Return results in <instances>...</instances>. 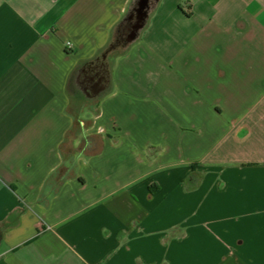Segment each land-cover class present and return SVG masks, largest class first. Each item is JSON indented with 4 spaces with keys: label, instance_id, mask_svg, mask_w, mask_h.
<instances>
[{
    "label": "crops",
    "instance_id": "obj_1",
    "mask_svg": "<svg viewBox=\"0 0 264 264\" xmlns=\"http://www.w3.org/2000/svg\"><path fill=\"white\" fill-rule=\"evenodd\" d=\"M133 1L0 0V264H264V0Z\"/></svg>",
    "mask_w": 264,
    "mask_h": 264
},
{
    "label": "trees",
    "instance_id": "obj_2",
    "mask_svg": "<svg viewBox=\"0 0 264 264\" xmlns=\"http://www.w3.org/2000/svg\"><path fill=\"white\" fill-rule=\"evenodd\" d=\"M158 0H152L150 4L153 6ZM138 0H134L132 5L130 6V9L127 13V15L123 18L122 21H120L114 30L112 38H110L108 45L105 49V52H108V54H112L114 52H119L120 50L124 49L127 46L126 43V32L128 28V23L130 22L129 15L132 12V10L136 7ZM109 56H107L106 59H108Z\"/></svg>",
    "mask_w": 264,
    "mask_h": 264
},
{
    "label": "flooded vegetation",
    "instance_id": "obj_3",
    "mask_svg": "<svg viewBox=\"0 0 264 264\" xmlns=\"http://www.w3.org/2000/svg\"><path fill=\"white\" fill-rule=\"evenodd\" d=\"M151 0L148 1V4L150 3ZM136 22H138V16L137 14L134 13L132 14L131 18H130V22L128 23V28H127V32H129L132 29L133 24L135 25ZM128 36V33H126V37ZM104 73L102 72L101 69H99L98 72H96L93 76L86 74L85 78H84V83L87 85V88L89 89V91L92 93L95 91V86L98 83H101L102 81H104Z\"/></svg>",
    "mask_w": 264,
    "mask_h": 264
},
{
    "label": "water",
    "instance_id": "obj_4",
    "mask_svg": "<svg viewBox=\"0 0 264 264\" xmlns=\"http://www.w3.org/2000/svg\"><path fill=\"white\" fill-rule=\"evenodd\" d=\"M149 0H138V3L136 5L135 13L138 16V22L132 26V29L126 38V42H130L132 38H135L137 32L142 28V22H144V19L146 17V6H148Z\"/></svg>",
    "mask_w": 264,
    "mask_h": 264
},
{
    "label": "rangeland",
    "instance_id": "obj_5",
    "mask_svg": "<svg viewBox=\"0 0 264 264\" xmlns=\"http://www.w3.org/2000/svg\"><path fill=\"white\" fill-rule=\"evenodd\" d=\"M111 58V57H110ZM108 60H110V59H108ZM74 88V87H73ZM81 99H83V95L82 94H78L75 98H74V101H73V105L74 106H77L79 103H80V101H81ZM66 146H67V144H66Z\"/></svg>",
    "mask_w": 264,
    "mask_h": 264
},
{
    "label": "built area",
    "instance_id": "obj_6",
    "mask_svg": "<svg viewBox=\"0 0 264 264\" xmlns=\"http://www.w3.org/2000/svg\"><path fill=\"white\" fill-rule=\"evenodd\" d=\"M66 46H67L68 49L72 48V45L70 43H68V42L66 43Z\"/></svg>",
    "mask_w": 264,
    "mask_h": 264
}]
</instances>
